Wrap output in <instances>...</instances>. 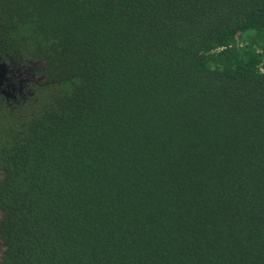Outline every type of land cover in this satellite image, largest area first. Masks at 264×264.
<instances>
[{
	"label": "trees",
	"instance_id": "1",
	"mask_svg": "<svg viewBox=\"0 0 264 264\" xmlns=\"http://www.w3.org/2000/svg\"><path fill=\"white\" fill-rule=\"evenodd\" d=\"M0 264H264V0H0Z\"/></svg>",
	"mask_w": 264,
	"mask_h": 264
},
{
	"label": "flooded vegetation",
	"instance_id": "2",
	"mask_svg": "<svg viewBox=\"0 0 264 264\" xmlns=\"http://www.w3.org/2000/svg\"><path fill=\"white\" fill-rule=\"evenodd\" d=\"M0 100L6 103L17 102L30 94L31 88L39 79L37 69L15 62H6L0 57Z\"/></svg>",
	"mask_w": 264,
	"mask_h": 264
},
{
	"label": "water",
	"instance_id": "3",
	"mask_svg": "<svg viewBox=\"0 0 264 264\" xmlns=\"http://www.w3.org/2000/svg\"><path fill=\"white\" fill-rule=\"evenodd\" d=\"M1 66V65H0Z\"/></svg>",
	"mask_w": 264,
	"mask_h": 264
}]
</instances>
